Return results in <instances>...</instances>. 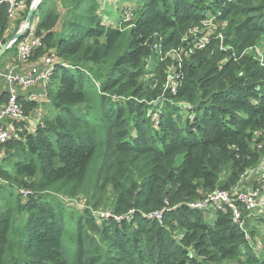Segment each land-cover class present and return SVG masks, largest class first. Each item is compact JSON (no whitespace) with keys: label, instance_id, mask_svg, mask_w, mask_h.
<instances>
[{"label":"trees","instance_id":"1","mask_svg":"<svg viewBox=\"0 0 264 264\" xmlns=\"http://www.w3.org/2000/svg\"><path fill=\"white\" fill-rule=\"evenodd\" d=\"M99 10L96 0H42L36 11L34 56L55 53L56 70L45 102L19 98L25 115L47 109L35 132L19 123L4 146L0 264H264L247 221L243 230L230 213L188 206L231 189L264 156L252 146L264 132V68L243 54L264 37V0H135L114 27ZM211 15L231 41L183 61L173 92L151 38L177 47ZM8 28L3 6L2 44ZM78 197L82 212L71 208ZM103 208L110 217L94 215ZM164 208L162 223L149 218Z\"/></svg>","mask_w":264,"mask_h":264},{"label":"built area","instance_id":"2","mask_svg":"<svg viewBox=\"0 0 264 264\" xmlns=\"http://www.w3.org/2000/svg\"><path fill=\"white\" fill-rule=\"evenodd\" d=\"M42 0H30L28 4L27 0H0V8L6 7V14L9 22L19 20L16 34H20L19 39H12L8 41L6 51L14 48L16 55L14 63H12L6 71L3 73L8 90L6 101L2 103L0 107V161L1 152L4 153V146L15 137L14 124L20 122L25 118V112L22 103L19 101L21 98V91L29 93L26 99L27 101L42 104L47 100V88L48 84L56 70V57L52 52L38 58V63H34L28 69L22 70L21 67L30 59L33 58L35 50L41 46V37L36 35V23H33V17L31 22L27 23V16L29 10H34V14L41 4ZM28 8V11H27ZM27 11V12H26ZM34 16V15H33ZM124 21L131 20L132 14L127 11L124 14ZM3 44L0 43V48ZM198 51L203 50V42L197 43ZM229 49V48H228ZM226 49V50H228ZM160 50V49H155ZM178 51H173L176 57V63L173 65L169 73L170 88L174 92L178 86V80L180 75H177L182 69V57ZM254 53V58L258 64L264 68V56L254 47H251L243 52V54ZM39 87L40 92L31 93V89ZM42 112V111H41ZM39 108L37 113L43 115ZM41 118V117H40ZM40 118L29 123L26 130L30 133L35 132L36 125ZM264 137V132L256 133L252 139V146L262 149L264 141H260V138ZM1 182V179H0ZM19 194L23 198H27L32 193L26 189H19ZM191 209L198 211L212 210L219 211L222 214L230 213L232 224L239 226L241 229L246 228V218L264 219V156L259 165L253 169L246 171L243 174L240 183L235 185L229 190L217 189L214 192L206 193L198 201L190 203L188 205ZM104 212V211H102ZM166 212V208L161 211H157L149 218L157 220L162 223L163 216ZM133 213L129 212V216ZM94 215L101 218L110 217V213L105 211L94 212ZM117 220L121 218L116 217ZM247 229V228H246ZM249 232V231H248ZM246 233V239L256 249H262L264 242H260L259 245L255 241V237ZM260 246V247H259Z\"/></svg>","mask_w":264,"mask_h":264},{"label":"rangeland","instance_id":"3","mask_svg":"<svg viewBox=\"0 0 264 264\" xmlns=\"http://www.w3.org/2000/svg\"><path fill=\"white\" fill-rule=\"evenodd\" d=\"M100 3V10H99V14L101 15L102 18V23L106 26H117L119 22L122 21V11L123 8L125 7L126 3H134L135 0H96ZM60 12V11H59ZM40 17V13L37 12L36 14H34L33 16V23H37V21L39 20ZM18 27V22L15 23H11L9 22V28L7 30V34H8V38L13 35V33L15 32V30ZM227 28H228V24L226 22L224 23H219L218 21H216L214 19V16H208L206 19L203 20V22L201 23L200 26L197 27H192L190 28L180 39V43L177 47H173L172 45L166 49V51H162V50H155V49H162L161 48V39H158V36H156L155 34L152 36L151 38V42L150 47L151 49H153V52L155 54V56L157 55L159 57V59L155 62V64L158 65H164L167 70V72H169L173 65L176 63V57L173 54V51H180L179 54L182 57V60L185 62H188L191 60V57H193V55L195 54L196 51H198L197 49V43H199V41L203 42V48L201 49H205L208 46H213L215 43V46H218V50L219 51H223L225 50V48L223 47L224 45V41L227 38L226 33H227ZM158 35V34H157ZM7 39V38H6ZM262 40L260 41L259 45L254 46L255 49H257L263 56H264V37L261 38ZM8 41H6L4 44H6ZM255 53V52H254ZM249 53L246 55H250L254 57V54ZM8 54V53H7ZM11 56H14L15 53H11ZM38 58L34 56L32 59L28 60L23 66L22 68H28L31 67L34 63H38ZM8 62V61H6ZM31 65V66H30ZM9 67V65H5V61H1L0 62V76H2V74L4 73V71L7 69V67ZM6 67V68H5ZM1 77H0V96L2 94H4V92L2 93V91H4L5 89H3L1 87V85L3 84L1 81ZM6 93V92H5ZM31 93H34L33 91ZM22 95V97L24 99H26L27 95H29V93H26L24 95V92L21 91L20 93ZM3 105V104H2ZM0 105V107L2 106ZM39 110L41 113L45 114V112L47 111L46 108H44L42 105H40ZM33 110L32 112L29 113V115H26L25 118L23 120H21L20 122H16L14 124L17 125L19 123L22 122H33L35 121L37 118L39 119L41 117V114L37 113V109ZM21 131V129H20ZM7 153L4 151L1 152V161L0 164L3 162L2 160L6 157ZM7 186V182H5L4 180H2L0 182V186ZM15 194H19L18 189L16 188L15 190ZM22 199H25L23 197H21ZM65 203H68L69 201L64 199ZM73 206L71 207L72 209L82 212L84 209H86V204H85V200L82 199V197H78L77 199H75L72 202ZM4 209V203L2 201H0V213H2ZM102 211H108L107 208H103L102 210H100L101 213H104ZM263 218V217H262ZM262 218L258 217V219L256 220H250V218H246L247 221V225L250 228H255L253 229L255 231V241H257L258 245L260 242H264V224L262 222ZM248 229V230H249ZM260 247V246H259ZM262 249H264V246H261ZM264 251L259 252L258 254L262 255L264 257V253L261 254ZM223 264H233L230 262H224Z\"/></svg>","mask_w":264,"mask_h":264},{"label":"crops","instance_id":"4","mask_svg":"<svg viewBox=\"0 0 264 264\" xmlns=\"http://www.w3.org/2000/svg\"><path fill=\"white\" fill-rule=\"evenodd\" d=\"M19 20L20 19H18L17 21H14V22H12V23H15V22H18V24H19ZM16 31H17V29L15 30V32L13 33V35H11L9 38H8V34H7V32H6V34H5V37L7 38V41H9L15 34H16ZM15 55H16V52H15ZM15 55L14 56H11V54L10 53H8V54H6V55H4L2 58H1V61H5V65H11L12 63H14V59H15ZM0 61V62H1ZM6 61H8V62H6ZM7 67V66H6ZM5 67V68H6ZM8 68V67H7ZM21 69L22 70H25V69H28V68H22L21 67ZM6 71V70H5ZM4 71V72H5ZM2 79H1V81H2V85H1V87L3 88V89H5L4 91H2V93L4 92H6L7 93V90H8V85H7V83H6V81H5V79L3 78V74H2V76H0ZM35 92V93H38V92H40V89H39V87H34L33 89H31V92ZM23 92V91H22ZM27 92H24V95L26 94ZM21 98H23L22 97V95H21ZM24 99V98H23Z\"/></svg>","mask_w":264,"mask_h":264},{"label":"water","instance_id":"5","mask_svg":"<svg viewBox=\"0 0 264 264\" xmlns=\"http://www.w3.org/2000/svg\"><path fill=\"white\" fill-rule=\"evenodd\" d=\"M33 15H34V10H29V12H28V16H27V23H29V22H31V20H32V17H33ZM21 37V35L20 34H15L10 40H12V39H19ZM8 43V42H7ZM4 44V45H2L1 46V48H0V58L2 57V55L5 53V51H6V47H7V45L8 44Z\"/></svg>","mask_w":264,"mask_h":264}]
</instances>
